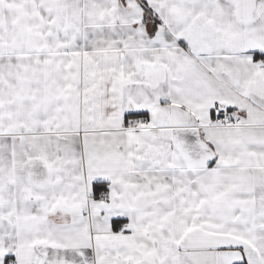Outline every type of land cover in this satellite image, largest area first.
<instances>
[{"label": "snow or ice", "instance_id": "6c2138e0", "mask_svg": "<svg viewBox=\"0 0 264 264\" xmlns=\"http://www.w3.org/2000/svg\"><path fill=\"white\" fill-rule=\"evenodd\" d=\"M0 264H264V0H0Z\"/></svg>", "mask_w": 264, "mask_h": 264}]
</instances>
